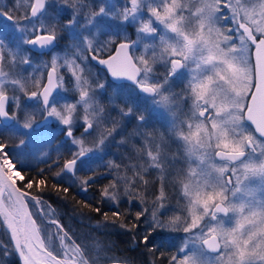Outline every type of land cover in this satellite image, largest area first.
<instances>
[{
  "label": "snow or ice",
  "instance_id": "1",
  "mask_svg": "<svg viewBox=\"0 0 264 264\" xmlns=\"http://www.w3.org/2000/svg\"><path fill=\"white\" fill-rule=\"evenodd\" d=\"M49 193L141 264H264V0H0V264H136Z\"/></svg>",
  "mask_w": 264,
  "mask_h": 264
},
{
  "label": "trees",
  "instance_id": "2",
  "mask_svg": "<svg viewBox=\"0 0 264 264\" xmlns=\"http://www.w3.org/2000/svg\"><path fill=\"white\" fill-rule=\"evenodd\" d=\"M27 163H31V162L28 161L26 162V164ZM26 170H30V169H26ZM73 195H75V200L83 199L82 194H76V193L70 194L68 197V201L61 200L60 198H58L57 194L55 193H49V196L46 197V199H49L51 201L52 206L53 208L56 209L57 213L62 216L61 222L66 227L72 229L75 233H77L82 239L88 236H93L104 242H108V241L115 242L118 245L123 255L132 257L136 260V264H141V262L144 259V256L142 255L144 250L142 248H136L130 240L131 237L129 235H126L122 229H120L119 232H117L116 229H108V230H105L103 228L97 229L96 228L97 221L102 218L97 216L95 213L85 214L84 216H81L78 211H74L73 209H74L75 201L72 200ZM88 198L89 199L92 198L91 193L88 194ZM104 210L109 211V209L107 208H105ZM133 211H135V209H133ZM53 218L54 217L49 219H53ZM106 231L111 232V235L110 236L104 235ZM141 232H143V228H141ZM88 242L92 243L91 240H89ZM13 261H15L14 264H17L16 258H13Z\"/></svg>",
  "mask_w": 264,
  "mask_h": 264
},
{
  "label": "rangeland",
  "instance_id": "3",
  "mask_svg": "<svg viewBox=\"0 0 264 264\" xmlns=\"http://www.w3.org/2000/svg\"><path fill=\"white\" fill-rule=\"evenodd\" d=\"M21 3H23V0H21ZM93 72H97V70H96V69H94V71H93ZM26 162H28V161H26ZM30 162H31V161H30ZM49 218H52V216H49V217H48V219H49ZM130 240H131V239H130Z\"/></svg>",
  "mask_w": 264,
  "mask_h": 264
},
{
  "label": "flooded vegetation",
  "instance_id": "4",
  "mask_svg": "<svg viewBox=\"0 0 264 264\" xmlns=\"http://www.w3.org/2000/svg\"><path fill=\"white\" fill-rule=\"evenodd\" d=\"M45 59H47V57H45Z\"/></svg>",
  "mask_w": 264,
  "mask_h": 264
},
{
  "label": "water",
  "instance_id": "5",
  "mask_svg": "<svg viewBox=\"0 0 264 264\" xmlns=\"http://www.w3.org/2000/svg\"><path fill=\"white\" fill-rule=\"evenodd\" d=\"M103 67V66H102Z\"/></svg>",
  "mask_w": 264,
  "mask_h": 264
}]
</instances>
